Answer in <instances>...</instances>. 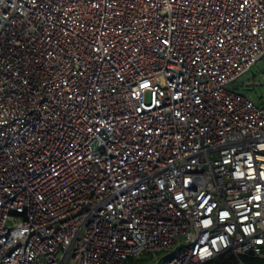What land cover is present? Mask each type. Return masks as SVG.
<instances>
[{"label":"built area","instance_id":"1","mask_svg":"<svg viewBox=\"0 0 264 264\" xmlns=\"http://www.w3.org/2000/svg\"><path fill=\"white\" fill-rule=\"evenodd\" d=\"M263 58L264 0H0V264L264 261Z\"/></svg>","mask_w":264,"mask_h":264},{"label":"rangeland","instance_id":"2","mask_svg":"<svg viewBox=\"0 0 264 264\" xmlns=\"http://www.w3.org/2000/svg\"><path fill=\"white\" fill-rule=\"evenodd\" d=\"M246 87L244 92L252 95L254 98L264 104V58L243 80ZM142 264H154V262H145Z\"/></svg>","mask_w":264,"mask_h":264},{"label":"trees","instance_id":"3","mask_svg":"<svg viewBox=\"0 0 264 264\" xmlns=\"http://www.w3.org/2000/svg\"><path fill=\"white\" fill-rule=\"evenodd\" d=\"M240 260L246 264H264L263 260H256V259H252L250 257H245V256L237 258L236 256L232 254L222 256L207 264H240Z\"/></svg>","mask_w":264,"mask_h":264}]
</instances>
